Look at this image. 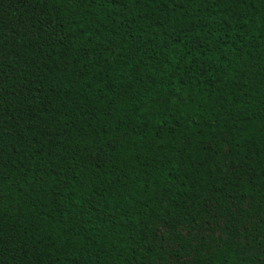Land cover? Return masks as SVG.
<instances>
[{
  "label": "trees",
  "instance_id": "trees-1",
  "mask_svg": "<svg viewBox=\"0 0 264 264\" xmlns=\"http://www.w3.org/2000/svg\"><path fill=\"white\" fill-rule=\"evenodd\" d=\"M0 264H264V0H0Z\"/></svg>",
  "mask_w": 264,
  "mask_h": 264
}]
</instances>
